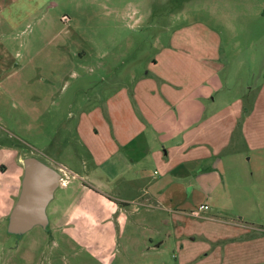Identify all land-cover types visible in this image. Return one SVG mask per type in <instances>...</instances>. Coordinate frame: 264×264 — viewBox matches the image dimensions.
<instances>
[{"label":"rangeland","instance_id":"obj_1","mask_svg":"<svg viewBox=\"0 0 264 264\" xmlns=\"http://www.w3.org/2000/svg\"><path fill=\"white\" fill-rule=\"evenodd\" d=\"M7 7L0 10V264H264V148H246L242 132L259 100L263 134L255 142L264 145V0H17ZM160 55L167 83L205 82L216 66L221 121L210 169L218 160L224 174L210 212L205 206L174 222L133 202L112 213L110 203L130 196L124 178L89 199L60 185L46 209L48 231L7 234L18 157L57 170L66 185L71 176L61 164L80 171L79 157L88 156L74 132L80 108L146 73L157 80L149 63ZM223 108L230 113L219 114ZM147 168V179L158 178L157 168ZM192 175L182 197L196 202Z\"/></svg>","mask_w":264,"mask_h":264},{"label":"crops","instance_id":"obj_2","mask_svg":"<svg viewBox=\"0 0 264 264\" xmlns=\"http://www.w3.org/2000/svg\"><path fill=\"white\" fill-rule=\"evenodd\" d=\"M16 2L0 0V10ZM156 60L153 58L149 67L153 73H157V80L146 78L150 77L146 73L129 87L117 88L93 106L80 108L74 132L88 156L79 157L80 171H73L61 164L71 176L63 189L75 186L89 199L88 195L97 196L102 190L112 187L118 179L125 178L130 196H118L116 200L119 204L110 203L108 207L112 213H125L128 204L135 202L170 215L175 222L192 214L199 216V211H204L199 210L200 206H208L205 212H210V199L220 186L224 174L222 164L217 160L218 163H212L210 169V160L217 153L211 148L215 144L216 124L221 117L214 114L213 106L221 86L213 72L216 71L214 63L205 82H194L190 76H186L185 81L170 80L167 83L158 72L163 62L161 55ZM258 101L251 106L242 127L245 147L254 150L264 148L261 142H255L259 130L263 134L262 118L260 114L257 115L260 110ZM236 103L242 105L240 101ZM225 112L226 115L230 113L223 108L219 114L225 115ZM234 115L232 112L231 116ZM237 118L240 117L237 115L232 120L236 121ZM17 161L21 166V183L23 159L18 157ZM149 165L158 169V178L147 179ZM192 173L189 190L194 199L199 200L196 202L192 201V196L190 202L182 197L183 188ZM140 180L144 183L141 187ZM68 195L70 198L71 193ZM131 211L132 214L139 213L136 207ZM200 217L210 220V215ZM126 222L129 225V221ZM221 237L217 240L227 239ZM180 252V256L185 255L182 254V247Z\"/></svg>","mask_w":264,"mask_h":264},{"label":"water","instance_id":"obj_3","mask_svg":"<svg viewBox=\"0 0 264 264\" xmlns=\"http://www.w3.org/2000/svg\"><path fill=\"white\" fill-rule=\"evenodd\" d=\"M22 165L19 194L7 217L6 232L14 236H22L36 226L48 231L46 209L61 180L57 170L35 158L23 159Z\"/></svg>","mask_w":264,"mask_h":264},{"label":"built area","instance_id":"obj_4","mask_svg":"<svg viewBox=\"0 0 264 264\" xmlns=\"http://www.w3.org/2000/svg\"><path fill=\"white\" fill-rule=\"evenodd\" d=\"M61 171H62V173L63 174H67V172H66V170L65 169H61ZM60 185H62V186H64L65 185V182L63 181V179H62V175H61V180H60V183H59ZM205 209V206H200L199 207V210H204ZM193 216L195 215L196 217L198 216L197 214H192Z\"/></svg>","mask_w":264,"mask_h":264}]
</instances>
